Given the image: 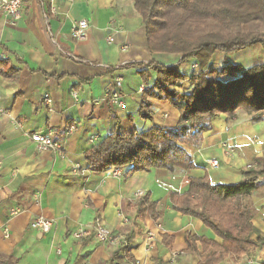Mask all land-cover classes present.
<instances>
[{"label": "crops", "instance_id": "crops-1", "mask_svg": "<svg viewBox=\"0 0 264 264\" xmlns=\"http://www.w3.org/2000/svg\"><path fill=\"white\" fill-rule=\"evenodd\" d=\"M79 20H86L88 29L87 38L78 42L71 38L70 29ZM109 34L114 37L110 44L106 42ZM227 56L214 53L208 67L242 62L232 56V61H226ZM0 60L7 62V67H0L4 110L0 115V264H131L124 253H119V262L112 261L119 245L95 239V218L123 239L121 245L138 264H168L176 256L174 264H197L196 255L184 252L185 233L219 242L199 220L172 210L168 194L185 192L190 179L205 175L212 185L230 186L242 180V171L264 158V120L253 124L242 111L228 123L225 116L214 118L198 148L184 146L194 166L191 170L151 169L126 175L128 168H122L120 177L112 176L114 169L87 171L85 152L106 136L177 124L178 111L163 99L146 98L150 120L138 115V90L151 89L155 81V72L145 65L177 66L185 76L196 72L195 59L181 62L180 55L149 51L142 19L131 0H23L14 26L0 16ZM8 68L17 70L14 77L5 76ZM142 70L149 74L147 83L139 75ZM116 77L122 79L119 91L125 109L108 101ZM192 89L186 81L174 88L181 94ZM45 95L50 106L43 102ZM70 125L76 129L64 137ZM47 130L63 142L62 158L38 152L31 142V134ZM221 142H227L233 154L224 155ZM211 160L218 161L217 168L209 166ZM138 191L156 203V222L148 214L135 218ZM243 204L253 214L252 240L264 241V178ZM13 211L18 212L12 216ZM36 217L52 220L47 234L30 230L29 223ZM80 230L85 236L77 240L73 233ZM147 232L154 235L148 251ZM253 256H264V247L241 258Z\"/></svg>", "mask_w": 264, "mask_h": 264}, {"label": "trees", "instance_id": "trees-1", "mask_svg": "<svg viewBox=\"0 0 264 264\" xmlns=\"http://www.w3.org/2000/svg\"><path fill=\"white\" fill-rule=\"evenodd\" d=\"M131 1L142 19L149 51L180 55L181 62L195 59L196 72L185 76L177 66L152 62L145 65L155 72V81L151 89L141 92L138 115L150 120L146 98L163 99L178 111L177 124L172 128L151 127L142 133L114 132L106 136L85 152L87 171L105 173L128 168L126 175H130L151 169L170 173L176 169L191 170L194 166L184 146L198 148L203 135L212 129L214 118L225 116L228 123L242 111L253 124L264 120V63L208 67L215 52L230 55L254 44L264 46V0ZM0 67H7V62L0 60ZM7 71L8 78L17 73L12 68ZM139 75L147 83L148 72L142 70ZM223 77L230 80L224 81ZM183 81L193 87L190 94L174 90ZM242 176L238 183L226 186L212 185L205 175L190 179L185 192L168 194L172 210L199 220L219 240L185 233L184 252L196 255L197 264L236 262L264 247V241L251 238L256 233L251 222L253 214L243 204V199L255 191L259 179L264 178V158L256 159L254 166L242 171ZM155 207L148 194L137 197L133 207L135 218L148 214L156 222ZM165 239L171 238L164 236ZM120 245L112 261L119 262V253H124L126 262L135 264L124 245Z\"/></svg>", "mask_w": 264, "mask_h": 264}, {"label": "built area", "instance_id": "built-area-1", "mask_svg": "<svg viewBox=\"0 0 264 264\" xmlns=\"http://www.w3.org/2000/svg\"><path fill=\"white\" fill-rule=\"evenodd\" d=\"M52 1V0H51ZM64 2L72 3L74 0H59ZM85 2H91L92 0H83ZM23 8V0H0V16L3 17L7 24L10 26H14L16 22L20 19L21 12ZM110 28L114 27V22H110ZM87 29H88V22L86 20H79L77 22H74L70 29V35L71 38L75 41H84L87 38ZM52 43L55 44V41L51 38ZM107 43H113L114 37L113 35H108L106 38ZM126 49L125 47L122 48V50ZM66 57L72 58L76 60V58L69 54H64ZM123 66V64H121ZM120 66V67H121ZM118 68V67H117ZM122 85V79L121 77H116L114 82V87L112 90H110L108 95V101L111 106L118 107L121 109H125V104L123 102L122 95L120 94V88ZM145 88L140 87L139 92H143ZM76 93L72 92V96L76 98ZM43 102L45 105L50 106L51 100L48 95L44 96ZM4 113L3 108L0 107V115ZM76 129L75 125H70L66 128L64 131V137H68L70 134H72ZM30 140L32 143L35 144V148L38 152H51L56 156L63 157V142L57 141L53 137V133L50 130L42 131V132H35L31 134ZM94 140V138H91V141ZM220 147L222 148L224 155L228 156L233 154V148L227 143V142H221ZM209 166L211 168H217L218 167V161L217 160H211L208 162ZM113 177H120L121 172L119 169H114L112 171ZM142 192L138 191L135 194V197L142 196ZM18 211L11 212V215H15ZM126 221V220H125ZM53 222L50 219L44 218V217H36L29 223L30 230L39 232L41 234H47L51 228H52ZM92 230L94 232V237L98 242L101 243H107V242H113L117 245H120L123 243V239L120 238L118 235H113L112 232H110L108 229L104 227L102 224L100 218H95L92 224ZM5 236L7 237V231L5 232ZM85 236V232L82 230L74 232L73 237L77 240L82 239ZM154 241V235L151 232H147L145 235V246L146 250L148 251ZM174 257H172L173 260ZM251 264L252 262H248ZM135 264H138L135 262Z\"/></svg>", "mask_w": 264, "mask_h": 264}, {"label": "rangeland", "instance_id": "rangeland-1", "mask_svg": "<svg viewBox=\"0 0 264 264\" xmlns=\"http://www.w3.org/2000/svg\"><path fill=\"white\" fill-rule=\"evenodd\" d=\"M216 53V52H215ZM219 54H221L220 52H217ZM234 59H238V60H242V62H244V65L242 64V62L240 61V65H242L243 67L246 66H250V65H258V64H262L264 63V46L260 45V44H254L253 46L249 47V48H245L240 50L237 53H233L230 54L229 56H227V60L226 61H232L233 58ZM247 63V64H246ZM232 64H234L232 62ZM218 64H215L212 68L218 69L222 66H217ZM222 80L226 81V80H230V77H223ZM244 260V261H243ZM177 261V256L173 258L172 257L170 259V261L168 262V264H174ZM248 262H252L251 264H264V256H253L252 259H246V258H241L240 260L236 261L235 263L232 262H228V263H224V264H249Z\"/></svg>", "mask_w": 264, "mask_h": 264}]
</instances>
